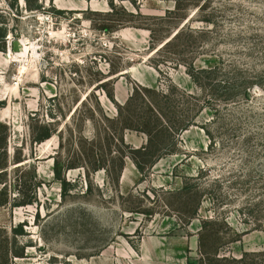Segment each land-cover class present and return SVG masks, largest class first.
I'll return each mask as SVG.
<instances>
[{
	"label": "rangeland",
	"instance_id": "obj_1",
	"mask_svg": "<svg viewBox=\"0 0 264 264\" xmlns=\"http://www.w3.org/2000/svg\"><path fill=\"white\" fill-rule=\"evenodd\" d=\"M12 2L0 0L8 26L0 51V122L9 127L2 178L11 199L18 189L32 193L34 182L41 186L34 204L0 205V264H198L202 237L207 251L237 258L249 252L250 263L264 264V0H185V20L161 19L175 0H115L114 10L109 0H39L32 9L25 0L18 8ZM136 7L145 18L129 14ZM204 17L215 24L201 22ZM180 24L206 33L152 51ZM220 59L232 81L248 79V96L235 90L230 100L215 98L180 64L211 68ZM228 77L221 75L222 86ZM139 86L169 94L176 86L201 104L212 101L197 123L213 139L192 126L180 134L178 152L145 176L130 157L121 169V152L147 142L145 133L124 129L138 125L143 100L136 95L120 116L107 93L120 103L117 93L130 97ZM45 124L55 132L35 142ZM56 160L67 191L54 176ZM98 166L111 174L94 171ZM204 220L213 223L203 229ZM20 223L25 234L14 237ZM21 248L24 256L15 257L12 251Z\"/></svg>",
	"mask_w": 264,
	"mask_h": 264
},
{
	"label": "trees",
	"instance_id": "obj_2",
	"mask_svg": "<svg viewBox=\"0 0 264 264\" xmlns=\"http://www.w3.org/2000/svg\"><path fill=\"white\" fill-rule=\"evenodd\" d=\"M39 0H25L27 6L32 9L36 5ZM132 4H136V0H130ZM176 7L174 10H166V14L161 17V19H169L172 16H175L177 19L185 20L189 16L186 14L182 15V11L185 10V0H175ZM110 7L114 10L116 8L115 0H109ZM12 8H18V0H13L10 4ZM136 12H129L132 16L143 17L144 15L141 12V9L136 7ZM201 22L206 23L208 26L214 25L215 22L212 18L204 17L200 20ZM130 21L126 22V24H130L133 27H148L150 31L153 30L149 28L150 26L147 24L140 25L137 23H129ZM122 24V23H121ZM7 24L4 22V17L0 12V51L6 50V42L5 38L8 34ZM179 28L173 33L172 37L164 43L160 47H154L153 44L151 45L152 51L159 52L163 50L165 47L169 46H177L179 40H185L186 37H193L194 33L197 34H205V29H192L191 26L187 25H179ZM107 31L109 27H104ZM174 43V44H173ZM186 67V73L191 77L193 82L202 90H209L212 96H223L225 100H230L234 93H231L235 90H241L245 96H248V91L250 87H247L248 79H242V81L238 82L236 77L232 81L231 78L228 77V74L225 69V62L224 60L220 59L219 65H216L211 68H198L195 65L194 61L180 63ZM157 66V64H155ZM226 72V73H225ZM221 75H227L228 79L223 82L224 86H222L221 82ZM231 79V80H229ZM237 81L238 83H236ZM224 87L225 91L227 92L225 95H219V88ZM169 93L158 92L156 89L153 88H146L139 86L134 90L126 102L125 105H121L116 101L114 93H107L110 100L115 104L118 113L120 116L124 115V110L128 109L130 111L131 105L135 100L137 95L138 99L141 98L143 100V105L139 104L137 107L142 109V112L137 113V123L138 125H133L131 123H125L124 129H131L143 132L147 135V142L146 144L142 145L138 148L130 147V153L125 151L121 152L120 162H121V169L125 166V160L127 157H130L134 164L136 165L137 169L143 176L146 175L147 171L150 168H153L163 157L169 154L177 153V147L179 144V136L182 132L188 130L192 126H200L206 134L213 139V134L205 125L197 123L198 117L200 114L205 110V108L209 106H214L211 104L212 101H207V103H200V99L186 91H179L176 86H170ZM230 92V93H229ZM177 94H181V99H177ZM159 96L160 99H156L154 101V97ZM222 98V97H220ZM137 99V98H136ZM161 100L164 101L165 107L161 106ZM163 108H166L168 111H164ZM179 108V111H177ZM179 113V114H178ZM55 132V129L52 127L51 124H45L41 126V131L34 137L35 142H43L49 138H51L52 134ZM9 136V127L0 122V185H3L0 188V194H3L4 197L0 198V205L5 206L8 204H12L13 206H25L31 205L37 202V186L40 187L41 183L34 182L33 186L34 191L32 193L25 192L23 189H18V196L14 197L13 199L9 196V185L7 181H5L2 176L6 174L8 170V152H7V139ZM120 141L126 147L127 143L125 141V134L120 136ZM212 145V143H211ZM16 163H21L23 160L16 159ZM104 168L108 174H111L109 167L105 166H98L95 167L94 171L100 170ZM122 171V170H121ZM120 171V172H121ZM36 171L33 173V178H37ZM120 174L117 175V178ZM54 176L57 180L61 181L62 189L67 191L70 187V183L63 177V171L60 165V161L56 160L54 164ZM28 186V183H25ZM187 188V186H186ZM129 212L133 213H142L148 214L147 210L138 209V208H129L127 209ZM198 213V209L193 211V215L189 218L191 221ZM213 223V221H203V229H206L209 224ZM23 223H20L17 227H14L13 234L14 237L18 235L25 234ZM204 248V249H203ZM200 257L198 259V264H254V262L250 263L247 258L250 256L249 252H243L240 258L234 256H222L219 250L214 252L207 251L205 249V244L203 237L200 238ZM12 254L15 257H23L24 256V249H20L17 251H12ZM71 264V263H66ZM187 264H193V262L188 259Z\"/></svg>",
	"mask_w": 264,
	"mask_h": 264
},
{
	"label": "crops",
	"instance_id": "obj_3",
	"mask_svg": "<svg viewBox=\"0 0 264 264\" xmlns=\"http://www.w3.org/2000/svg\"><path fill=\"white\" fill-rule=\"evenodd\" d=\"M134 68L135 67H133L132 69H131V73L133 74V76H136L135 75V71H134ZM140 72H141V70H140ZM149 73H150V71H148ZM142 75V74H141ZM137 80L141 83V84H143L144 86H155V84L154 83H151L152 81H148V82H145V81H143V80H141L140 79V77H137ZM128 97H129V95H124V93H123V95L120 97L119 96V94L117 93V100L121 103V104H124L127 100H128Z\"/></svg>",
	"mask_w": 264,
	"mask_h": 264
},
{
	"label": "water",
	"instance_id": "obj_4",
	"mask_svg": "<svg viewBox=\"0 0 264 264\" xmlns=\"http://www.w3.org/2000/svg\"><path fill=\"white\" fill-rule=\"evenodd\" d=\"M18 45L20 46V42L17 41V42L14 43V47L15 48L18 47Z\"/></svg>",
	"mask_w": 264,
	"mask_h": 264
},
{
	"label": "bare ground",
	"instance_id": "obj_5",
	"mask_svg": "<svg viewBox=\"0 0 264 264\" xmlns=\"http://www.w3.org/2000/svg\"><path fill=\"white\" fill-rule=\"evenodd\" d=\"M22 46H23V50H26V45L25 44H22Z\"/></svg>",
	"mask_w": 264,
	"mask_h": 264
}]
</instances>
